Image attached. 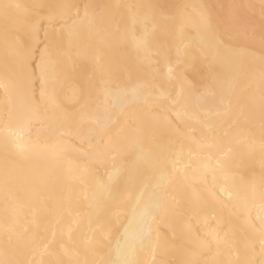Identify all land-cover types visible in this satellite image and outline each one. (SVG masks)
Segmentation results:
<instances>
[{"label":"snow or ice","instance_id":"obj_1","mask_svg":"<svg viewBox=\"0 0 264 264\" xmlns=\"http://www.w3.org/2000/svg\"><path fill=\"white\" fill-rule=\"evenodd\" d=\"M0 264H264V0H0Z\"/></svg>","mask_w":264,"mask_h":264}]
</instances>
